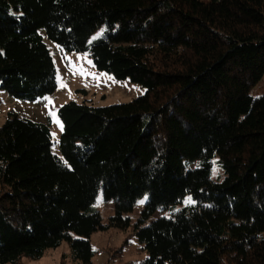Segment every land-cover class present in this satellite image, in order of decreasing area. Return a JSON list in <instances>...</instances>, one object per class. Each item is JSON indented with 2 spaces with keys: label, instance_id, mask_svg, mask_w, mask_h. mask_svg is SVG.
Masks as SVG:
<instances>
[{
  "label": "trees",
  "instance_id": "1",
  "mask_svg": "<svg viewBox=\"0 0 264 264\" xmlns=\"http://www.w3.org/2000/svg\"><path fill=\"white\" fill-rule=\"evenodd\" d=\"M41 32L145 93L107 107L69 102L50 123L0 127V264L133 229L143 264H264V0H0V91L35 102L57 89ZM222 179L212 178L213 165ZM112 202L103 225L98 196ZM190 198V201H189ZM156 212L160 215L143 225Z\"/></svg>",
  "mask_w": 264,
  "mask_h": 264
},
{
  "label": "rangeland",
  "instance_id": "2",
  "mask_svg": "<svg viewBox=\"0 0 264 264\" xmlns=\"http://www.w3.org/2000/svg\"><path fill=\"white\" fill-rule=\"evenodd\" d=\"M44 42L50 52L56 67V91L35 102H23L5 95L0 91V127L6 122L10 113L19 118L37 123H50L52 136V152L60 156L59 139L62 131L61 122L57 116L58 109L69 102L86 103L94 107H107L114 104L128 103L143 95L145 90L128 79L117 80L105 72L97 71L87 54L68 53L47 39L41 32ZM252 97L264 96V76L250 92ZM57 121L59 123H57ZM222 171L213 165L212 178L222 179ZM145 198L140 199L133 210L126 215L130 219V227L126 230L108 228L95 232L90 237L92 250L95 252L92 264H143L147 258L141 249L133 226L138 221ZM102 224L108 223L114 215L113 203L104 202L101 195L96 200ZM160 215L167 212H156L143 225L149 224ZM19 264H79L71 258L68 244L48 250L36 261L23 259Z\"/></svg>",
  "mask_w": 264,
  "mask_h": 264
},
{
  "label": "snow or ice",
  "instance_id": "3",
  "mask_svg": "<svg viewBox=\"0 0 264 264\" xmlns=\"http://www.w3.org/2000/svg\"><path fill=\"white\" fill-rule=\"evenodd\" d=\"M57 123H59V122L57 121ZM189 201H190V198H189Z\"/></svg>",
  "mask_w": 264,
  "mask_h": 264
}]
</instances>
